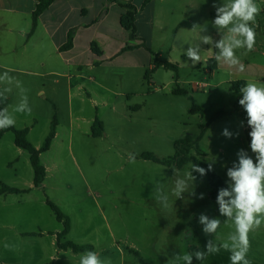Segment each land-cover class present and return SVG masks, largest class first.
Wrapping results in <instances>:
<instances>
[{"label":"rangeland","instance_id":"374dc122","mask_svg":"<svg viewBox=\"0 0 264 264\" xmlns=\"http://www.w3.org/2000/svg\"><path fill=\"white\" fill-rule=\"evenodd\" d=\"M222 3L224 0H219L217 7ZM256 3L264 9V0ZM162 9L161 5L157 7L158 14L163 15ZM214 18L194 25L215 30L217 36L211 35V44L203 43V35L188 34L182 38V48L171 52L170 44L180 21L169 22L161 16L159 20L168 29L172 27L171 32L162 35L157 31L151 43L145 39L155 55L147 52L146 56L134 57L146 69L137 68L124 77L107 68L91 73L99 76L110 90L99 92L109 102L108 107L100 105L98 112L90 108L91 104L84 105L83 120L96 116L105 123L102 138H92L82 126L85 121L67 117L50 99L48 90L44 99L49 103L35 99L31 114L13 115L19 126L34 128L29 140L32 144L40 141V145L56 115L60 137L54 148L42 155L49 171L44 187L39 188L34 187L29 154L16 147L14 135L6 133L0 141V183L19 190L31 189L28 193L0 197V264H79L80 255L70 250L61 252L56 247L55 233L63 226L47 201L57 205L72 221V231L62 242L92 244L101 259L108 258L111 264H141L140 259L145 264H189L177 259L185 253L192 256L190 264H230V252L222 248L203 261L195 255L207 254L210 241L214 245L231 243L229 237L235 234L232 222L210 199L207 179L197 176L192 184L195 195L186 191L182 199H177L171 190L176 180L186 179L184 173L191 162L178 170L140 158L152 153L168 159L175 153V142L190 140L196 144L190 156L206 164L211 162L213 171L228 186L231 181L227 171L239 165L241 150L256 162L249 148L251 128L247 114L238 106L243 93L233 89V85L248 80L264 85V11L256 16L254 50H234L244 71L223 58L217 62V70H209L208 61L220 53L215 44L222 39L228 43L232 36L227 29L217 28ZM147 29L142 22L139 24L142 35ZM190 46L199 47L206 64H191L185 55ZM156 57L178 67L177 73L163 67L151 72ZM147 72H151L149 80L145 79ZM177 90L186 91L187 95H176ZM63 97L66 99L64 93ZM1 99L5 97L0 95ZM193 103L203 113L192 114ZM77 105L75 101L74 106ZM78 126L85 131L80 132ZM225 128L233 133L231 137L222 135ZM129 153L135 154L134 163L129 162ZM157 183L169 195L168 208L155 199ZM201 215L221 221L215 234L204 233ZM249 239L247 258L251 264H264V225L251 232ZM6 244L10 247L6 248Z\"/></svg>","mask_w":264,"mask_h":264},{"label":"crops","instance_id":"0c3cea01","mask_svg":"<svg viewBox=\"0 0 264 264\" xmlns=\"http://www.w3.org/2000/svg\"><path fill=\"white\" fill-rule=\"evenodd\" d=\"M218 1L55 0L40 15L34 34L29 36L32 16L39 5V0H0V95L6 98L1 100L8 101L6 115L10 118H13V115L23 116L25 113H17L14 109L25 97L31 109L35 107V99L41 98L40 100L49 103L47 99H44L45 90H48L51 94L50 99L61 111L66 112L67 117L72 121L76 118L84 122L85 103L91 104L90 108L98 112V106H109V102L99 92L102 90L110 92V90L99 76L95 77L91 73L107 68L124 77L137 68L146 69L145 66L138 65L134 57L146 56L147 52L152 55V48L145 39H149L151 43L157 31H160L162 35L171 32L172 27L168 29L159 20L161 16L169 22L175 19L178 23L180 21L170 44L171 52L182 48V38L188 34L189 36L195 34L197 37L217 36L215 30H202L194 25L202 19L212 20L211 17L216 15L213 4L217 6ZM224 2L227 3L228 0ZM159 5L163 7V15L158 14ZM130 6L136 11L134 40H130V33L121 25V19L129 11ZM141 22L148 28L144 35L139 30ZM186 23L188 26L185 27ZM70 33L73 34L72 48L63 51L61 48L66 45ZM95 49L100 53L97 54ZM75 101L78 104L76 107ZM113 111L116 112L117 108L114 107ZM96 119L98 118L94 116L82 125L89 130L92 138H96L92 135V127ZM102 124L104 136L105 123L102 122ZM82 126L77 127L80 132L85 131ZM14 127L28 129V139L34 129L32 126L30 129L19 126L17 121ZM58 127L49 151L59 141ZM40 143L39 141L33 146L40 149L42 146ZM42 155L41 161L48 174L49 168L45 166ZM62 230L54 232L56 247L57 236ZM71 231L72 221L69 234ZM59 251L63 250L59 249Z\"/></svg>","mask_w":264,"mask_h":264},{"label":"clouds","instance_id":"9594fccd","mask_svg":"<svg viewBox=\"0 0 264 264\" xmlns=\"http://www.w3.org/2000/svg\"><path fill=\"white\" fill-rule=\"evenodd\" d=\"M213 7L216 8L213 24L219 29H227L232 34L228 43L222 39L215 44V47L220 49V53L215 55L214 59L220 62L223 58L224 62L232 66H239L240 71H244L245 66L234 50L242 48H246L249 52L254 50L256 16L264 9L258 6L256 0H228L227 3L218 7L213 4ZM201 39L203 43H212L211 36H203ZM185 55L193 66L201 62L207 63V59L199 54L198 46H190ZM239 91L243 93L239 104L247 114V124L251 128L248 133L251 138L249 147L255 154L256 162L254 163L253 159L241 150L239 165L228 169L227 176L231 183L227 189L219 191L217 201L220 205V213L226 215L234 225L235 234L229 237L231 243L226 241L220 245H214L210 241L207 254L196 252L197 259L202 261L209 255L218 254L222 248L230 252V264H251L247 258L251 247L249 234L264 225V85L255 80H248L239 88ZM14 110L17 113L28 114H31L32 111L26 97L19 105L15 106ZM6 113L7 109L0 110V130L15 126V118L8 117ZM222 135L231 137L233 133L225 128ZM236 135L238 136L239 133ZM135 159V154L129 153V162L134 163ZM208 170H212L211 162L208 163ZM173 171L176 172L175 169ZM194 172L201 176L206 174L204 168L191 163L184 173L186 179L176 180L175 186L171 190L172 196L182 199V193L186 191L195 195L192 187L196 180ZM225 197L229 199L226 200ZM200 198L203 199V194ZM155 199L162 207H169V195L163 192L158 183L155 188ZM200 223L205 225L203 231L206 234H215L221 225L219 219L209 220L204 215L200 216ZM5 247L10 246L6 244ZM177 259H182L190 264L192 256L185 253ZM79 264H111V260L101 259L96 251H85L80 254Z\"/></svg>","mask_w":264,"mask_h":264},{"label":"trees","instance_id":"16d2710c","mask_svg":"<svg viewBox=\"0 0 264 264\" xmlns=\"http://www.w3.org/2000/svg\"><path fill=\"white\" fill-rule=\"evenodd\" d=\"M55 0H39V5L37 6L36 11L33 13L32 16V28L29 36L33 35L38 24V18L40 15L46 10ZM115 1V0H110ZM129 11L122 17L121 19V25L127 32L130 33L129 37L130 40H134L136 36V11L133 7H128ZM73 43V34L70 33L68 36V40L66 45H64L61 50H69L72 48ZM145 47V46H144ZM146 48V47H145ZM129 49V48H128ZM147 49V48H146ZM148 50V49H147ZM97 54L100 52L96 49L94 50ZM151 52V51H150ZM152 53V52H151ZM153 55V53H152ZM207 66L211 73L215 70H217V61L215 59H211L208 61ZM159 67H163L167 70H172L177 73L178 68L175 65H172L167 62H161L159 61L158 57L155 59V64L151 72L156 70ZM151 72H147L145 75V79L149 80L151 77ZM245 84L244 81L237 82L233 85V89H238L241 86ZM176 95H187L186 91L183 90H177L174 92ZM8 105V101L0 100V110L6 109V106ZM238 106H241L238 104ZM54 110L56 109V105L53 104ZM191 113H203V110L200 107H197L194 103L191 109ZM59 125L58 118L55 115L51 124L50 132L48 136L46 137L45 141L43 142L40 149H36L33 144L28 139V129H17L15 127H10L4 130H0V139L3 137L5 133L11 132L14 135V143L16 147L19 149L27 152L30 157V163L34 171V187L39 188L43 187V184L46 179V168L44 167L42 161H41V155L48 152L52 146V142L56 136L57 133V127ZM248 125V124H247ZM104 134V126L102 122L99 119H96L93 127H92V135L96 138L102 137ZM249 138V145H250ZM196 144L190 140H179L175 142L174 148L175 153L172 157L168 159H160L157 156H155L152 153H144L140 156L141 159L145 161H151L153 163L165 166V167H174L178 170H182L185 165L188 162H191L192 164H198L200 167L204 168L206 170V174L204 176H201L199 173H193L195 177L200 176L207 179L209 186H210V193L209 197L210 199L217 203L220 207L217 197L219 195V191L221 189H227L229 186L226 185L223 180L212 170H208V164L200 161L198 158L194 156H190L191 150L194 148ZM250 148V147H249ZM250 151L252 155L255 157V154L252 152L251 148ZM28 190H18L16 188H12L10 186H7L5 184L0 183V196L6 195V194H24L28 193ZM225 199H229L228 197H225ZM47 206L50 208V210L53 212V214L56 217V220L63 225V230L60 234L57 236V247L60 250L63 251H72L74 254H81L85 251H94V247L92 245H78L76 243H73L71 241H63V239L66 238V236L69 234L71 229V221L70 218L53 202L47 201ZM134 254L137 257H140L138 252H134ZM141 264H145L142 259H140Z\"/></svg>","mask_w":264,"mask_h":264}]
</instances>
